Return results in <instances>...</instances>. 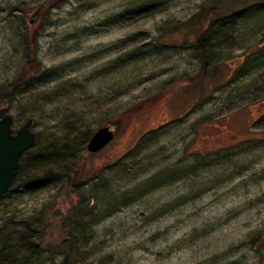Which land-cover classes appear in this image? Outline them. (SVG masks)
<instances>
[{
	"label": "rangeland",
	"instance_id": "obj_1",
	"mask_svg": "<svg viewBox=\"0 0 264 264\" xmlns=\"http://www.w3.org/2000/svg\"><path fill=\"white\" fill-rule=\"evenodd\" d=\"M205 1L0 0V84L22 76L0 103L13 131L31 119L40 149L114 131L99 153H79L86 185L23 177L0 197V229L44 233L5 229L11 264H62L71 238L68 264H264V48L248 54L264 44V14L205 43L193 84L201 60L181 46ZM28 43L34 76L51 79L30 82Z\"/></svg>",
	"mask_w": 264,
	"mask_h": 264
},
{
	"label": "trees",
	"instance_id": "obj_2",
	"mask_svg": "<svg viewBox=\"0 0 264 264\" xmlns=\"http://www.w3.org/2000/svg\"><path fill=\"white\" fill-rule=\"evenodd\" d=\"M211 2H204V5L200 8L199 12L195 14L190 20L186 22L188 27L194 26L193 30L195 35L193 37V42L183 43L181 46L182 49L193 47L196 51L197 56L199 57L200 64V71L191 77H188V80L195 84L200 82L205 73L207 68L208 61L211 59L212 50L206 47L205 43L208 41L216 40L220 41L218 44L221 43L222 38L224 35H228L227 33L231 34V30L234 29L233 27H244L251 22L254 16L257 13L264 14V0H254L252 3L245 2H238L236 4V0H210ZM237 23V24H236ZM197 26V27H195ZM263 41V40H262ZM262 41L260 43V52L263 51L264 44ZM216 45V44H215ZM29 49V59L27 60L28 63L32 65V76H30L31 80H36L37 74L34 76L33 69L35 68L43 70L40 62L37 60V56L35 55L34 48L28 43ZM259 53V51H258ZM249 55L251 53L248 52ZM45 70L42 71L44 75H41L37 78L40 81H47L53 77V73H49L45 75ZM21 75H17L14 79L13 83L11 84L10 88H4L2 84H0V103L5 101V98L15 96L16 94H20L18 87L22 85L21 83ZM29 80L25 82L28 84ZM197 85V84H196ZM0 116H3L2 112L0 111ZM182 119H178L172 122H168L169 124H173L176 122H180ZM203 121H201L202 123ZM199 123H196L192 126L193 130L196 129ZM118 129V128H116ZM152 132H155L152 131ZM114 133V131H113ZM91 135L88 133H81L78 138L70 139V137L66 138V145H62L60 149L55 148L53 146H46L42 149L37 148V144L34 146L35 148L28 150L25 152L24 158H21L20 166L18 171L16 172V181L23 179V177H31L38 178L40 177L42 181L51 182L53 180H62L66 179L68 183L71 184L73 187H79L80 185H86L88 183V179L83 172L74 171L73 166L77 165L79 161V153L82 150H86V145L90 139ZM73 142V143H72ZM76 144L78 145V150H71V146L69 145ZM207 148V147H206ZM205 148V149H206ZM210 150V149H208ZM207 149L201 151L202 153L207 152ZM199 153L198 155H203ZM23 154V155H24ZM94 175V176H93ZM94 181L100 179L99 174H93ZM14 188V187H13ZM11 189L12 192L14 189ZM9 192V193H10ZM8 193V194H9ZM83 210L82 207L75 208L73 212L74 218L78 220L80 216V211ZM5 224L3 228L0 229V263L1 264H11L14 263V259H16V255L14 252L10 251L7 252V248L5 249L6 243L11 237V233H4L5 229H10V231H15V229H19L21 233L24 235L25 238H30L32 236L37 237L39 239H44V233L42 231L32 229L27 222H20V223H13L9 222ZM73 239H69L65 241L63 244L59 245L58 250H66L64 254V260L62 264H68L69 255L72 251L73 246ZM28 246L32 247V244L26 243Z\"/></svg>",
	"mask_w": 264,
	"mask_h": 264
},
{
	"label": "water",
	"instance_id": "obj_3",
	"mask_svg": "<svg viewBox=\"0 0 264 264\" xmlns=\"http://www.w3.org/2000/svg\"><path fill=\"white\" fill-rule=\"evenodd\" d=\"M261 48L255 46L249 53ZM14 119L11 115L0 117V197L6 196L15 185L16 172L21 157L35 146L37 135L31 130L32 120L28 119L16 132L13 131ZM114 138L109 127L97 129L90 137L86 151L95 154L103 150Z\"/></svg>",
	"mask_w": 264,
	"mask_h": 264
},
{
	"label": "flooded vegetation",
	"instance_id": "obj_4",
	"mask_svg": "<svg viewBox=\"0 0 264 264\" xmlns=\"http://www.w3.org/2000/svg\"><path fill=\"white\" fill-rule=\"evenodd\" d=\"M237 141H238V140H233V139H230V138H226V139H224V144H225V145H230V146H231V145H236V142H237ZM222 142H223V141H222ZM230 142L235 143V144H230ZM212 145H213V146H216V145H214V144H209V145L206 146V147H207V150H208V148H209L210 146H212ZM107 146H108V145H107ZM107 146H106V147H107ZM106 147H105V148H106ZM98 153H99V152H98ZM96 154H97V153H96Z\"/></svg>",
	"mask_w": 264,
	"mask_h": 264
}]
</instances>
